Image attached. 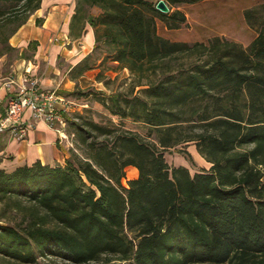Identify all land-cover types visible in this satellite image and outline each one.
Segmentation results:
<instances>
[{"label":"trees","instance_id":"16d2710c","mask_svg":"<svg viewBox=\"0 0 264 264\" xmlns=\"http://www.w3.org/2000/svg\"><path fill=\"white\" fill-rule=\"evenodd\" d=\"M41 0H0V56ZM76 0L70 34L93 28L92 51L69 71L93 69L97 49L133 75L129 92H97L112 120L66 117L75 147L65 163L0 168V203L22 213L0 223V264L38 257L70 264H264V16L244 17L256 36L175 41L157 32L186 23L177 9L200 0ZM96 7L100 12H88ZM137 89L136 91H134ZM88 93L75 89L67 97ZM193 142L210 163L193 173L165 150ZM185 158L191 155L178 149ZM136 176L128 179L126 169Z\"/></svg>","mask_w":264,"mask_h":264},{"label":"crops","instance_id":"0c3cea01","mask_svg":"<svg viewBox=\"0 0 264 264\" xmlns=\"http://www.w3.org/2000/svg\"><path fill=\"white\" fill-rule=\"evenodd\" d=\"M205 1L209 0L180 4L177 9L188 17L181 5L192 6ZM75 6L76 0H41L39 8L9 37L8 44L19 56L9 61L8 67L11 70L8 72L7 68V74L3 70L4 58L0 57V115L4 113L10 96L4 81L6 78L18 80L24 72L36 78L41 88L68 98L66 94L72 91L74 85L69 71L92 51L95 43L94 31L88 22L81 35L70 34ZM187 17L185 25L189 21ZM36 22L40 25H36ZM156 25L159 34L158 22ZM180 28L167 29L164 25L166 31ZM162 36L170 39L168 35ZM56 106L61 107V103L57 102ZM24 116H28V111ZM69 144L68 138L57 134L44 121L35 120L23 139H17L8 132L0 133V168L12 171L18 166L30 165L36 161L51 166L63 165L68 156ZM128 169H133L136 173L134 167Z\"/></svg>","mask_w":264,"mask_h":264},{"label":"rangeland","instance_id":"374dc122","mask_svg":"<svg viewBox=\"0 0 264 264\" xmlns=\"http://www.w3.org/2000/svg\"><path fill=\"white\" fill-rule=\"evenodd\" d=\"M188 15V24L181 26L178 30L164 29L162 21L158 22L159 34L168 35L171 40H187L185 42L192 43L196 40L206 41L213 36H221L228 40L241 43L243 46H247L250 41L255 37L256 31L249 26L244 17L245 10H253L252 21L256 18L264 16V1L263 0H209L205 2H199L192 6L181 5ZM88 12L96 15L100 10L96 7H90ZM31 15V14H30ZM29 15V17H30ZM27 21V20H26ZM255 21V20H254ZM36 25H40L36 22ZM183 38V39H182ZM19 56L16 50L6 51L0 57L4 58L3 70L7 74L11 70L8 67L9 61ZM105 52L101 49H97L93 53L91 63L95 65L93 69L87 70L82 76L74 79L73 89H81L83 92L88 93L83 97L75 98L73 96L68 97L74 104L69 108L70 111L65 113L66 117H72L78 115L91 117L95 121L107 122L112 120L115 123H121L124 128L138 132L141 135L147 133V127L141 122L133 121L129 118L120 119L117 116L111 115L109 111L97 101L98 93L103 92L109 94L113 91L129 92L133 86V75L127 68H123L116 62L111 61L109 58H104ZM13 74V72H11ZM25 73V72H24ZM29 75V74H28ZM135 89L134 91H136ZM71 92V91H70ZM72 129L67 126L65 130L66 138L70 141L69 149L75 147L72 135ZM184 148L189 152L190 159L178 151V149ZM68 149V150H69ZM165 159L170 166L184 165L191 173L200 170L207 169L210 166L196 150L193 142L183 144L165 150ZM136 172V171H135ZM136 176L133 169H126V177L123 180L124 185L128 179H132ZM264 182V175L262 178ZM22 213L14 210H8L3 203H0V223L9 221L10 223H17L21 220ZM34 264H70L60 258L55 257H38ZM89 264H102L100 261L92 262Z\"/></svg>","mask_w":264,"mask_h":264},{"label":"built area","instance_id":"2783aa9c","mask_svg":"<svg viewBox=\"0 0 264 264\" xmlns=\"http://www.w3.org/2000/svg\"><path fill=\"white\" fill-rule=\"evenodd\" d=\"M4 85L10 96L4 113L0 115V133L8 132L17 139H23L33 122L42 120L57 134L67 137L64 115L70 111L74 101L41 88L38 80L27 73L21 74L15 81L6 78ZM57 102L61 103V107L56 106ZM26 111L28 116H24Z\"/></svg>","mask_w":264,"mask_h":264},{"label":"water","instance_id":"95a60500","mask_svg":"<svg viewBox=\"0 0 264 264\" xmlns=\"http://www.w3.org/2000/svg\"><path fill=\"white\" fill-rule=\"evenodd\" d=\"M155 8L163 13H166L169 11V7L164 0H157L155 4Z\"/></svg>","mask_w":264,"mask_h":264}]
</instances>
